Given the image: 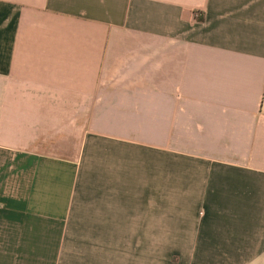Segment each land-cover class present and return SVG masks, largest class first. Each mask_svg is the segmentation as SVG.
<instances>
[{
    "label": "crops",
    "instance_id": "0c3cea01",
    "mask_svg": "<svg viewBox=\"0 0 264 264\" xmlns=\"http://www.w3.org/2000/svg\"><path fill=\"white\" fill-rule=\"evenodd\" d=\"M0 264H264V0H0Z\"/></svg>",
    "mask_w": 264,
    "mask_h": 264
}]
</instances>
